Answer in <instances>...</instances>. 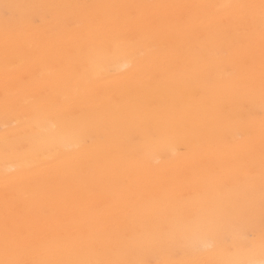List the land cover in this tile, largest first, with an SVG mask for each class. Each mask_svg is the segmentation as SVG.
I'll use <instances>...</instances> for the list:
<instances>
[{
    "label": "snow or ice",
    "instance_id": "1",
    "mask_svg": "<svg viewBox=\"0 0 264 264\" xmlns=\"http://www.w3.org/2000/svg\"><path fill=\"white\" fill-rule=\"evenodd\" d=\"M41 16L49 25L37 31ZM161 50L173 60L74 116L77 131L47 163L39 144L5 130L0 264H264V0H0L4 116L31 111L17 103L25 67L56 58L86 91ZM173 68L202 71L195 111ZM17 127L48 131L39 111ZM175 134L193 142L183 181L143 166Z\"/></svg>",
    "mask_w": 264,
    "mask_h": 264
},
{
    "label": "bare ground",
    "instance_id": "2",
    "mask_svg": "<svg viewBox=\"0 0 264 264\" xmlns=\"http://www.w3.org/2000/svg\"><path fill=\"white\" fill-rule=\"evenodd\" d=\"M32 3H152V2H224V0H27ZM49 25V19L41 16L34 22L37 31L44 30ZM138 51L135 53L138 55ZM173 52L161 50L153 54L149 59L141 61L131 71L123 62L112 69L106 78L96 80L90 89H78L75 86V73L63 65L56 58H49L44 63L32 67H25L20 72L28 87L24 94L17 98V103L30 105L31 111H39L43 114V121L47 132L37 135L34 128L17 127V121H23L31 111H18L14 118L6 119L4 116L5 87L3 80V66L0 64V175L3 174L5 161L2 155V142L6 135V129L15 130L20 137L31 139L40 146L35 156L42 162H48L52 154L64 152L65 144L76 131L74 116L81 111L94 108L100 99H107L119 94V91L131 78L143 72L155 70L160 64L171 62ZM209 66L206 71H212ZM175 79L179 82L177 87L184 98L185 104L193 111L197 108L200 98L204 95L202 71H183L173 68ZM193 142L182 135L175 134L163 138L144 154L143 166L146 170L160 175L173 176L178 181L185 177L181 175L192 157ZM74 156L65 153V160H71ZM11 163V162H9ZM64 163L57 160L50 167H59ZM105 197L108 193H104Z\"/></svg>",
    "mask_w": 264,
    "mask_h": 264
}]
</instances>
